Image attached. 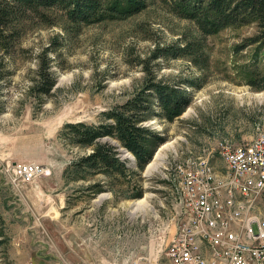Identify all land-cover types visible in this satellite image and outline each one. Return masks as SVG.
<instances>
[{"label": "rangeland", "instance_id": "374dc122", "mask_svg": "<svg viewBox=\"0 0 264 264\" xmlns=\"http://www.w3.org/2000/svg\"><path fill=\"white\" fill-rule=\"evenodd\" d=\"M143 1L132 15L90 24L72 23L57 7L8 4L0 24V264H167L180 213L178 167L214 149L210 162L222 175L218 143L264 132L257 21L202 34L173 0ZM41 73L54 81L47 92ZM151 83L181 88L189 104L167 120L146 95ZM137 96L152 108L138 113L137 125L161 139L146 142L143 167L108 136L100 141L115 146L126 168L81 165L92 149L73 145L65 123H107V111ZM29 162L44 173L22 180L17 166Z\"/></svg>", "mask_w": 264, "mask_h": 264}, {"label": "built area", "instance_id": "2783aa9c", "mask_svg": "<svg viewBox=\"0 0 264 264\" xmlns=\"http://www.w3.org/2000/svg\"><path fill=\"white\" fill-rule=\"evenodd\" d=\"M218 144L221 160H231L230 171L214 170V149L178 167L180 213L165 248L167 264H264V132L243 143ZM43 170L29 162L18 165L16 175L27 181Z\"/></svg>", "mask_w": 264, "mask_h": 264}, {"label": "trees", "instance_id": "16d2710c", "mask_svg": "<svg viewBox=\"0 0 264 264\" xmlns=\"http://www.w3.org/2000/svg\"><path fill=\"white\" fill-rule=\"evenodd\" d=\"M173 1L177 13L192 20L202 34H213L230 25L255 20L258 34L252 41L264 42V0ZM9 3L34 10L40 7H57L64 10L66 18L72 23L83 24L102 21L106 17L124 18L145 7L143 0H0V24L11 11ZM177 52L181 53V50ZM40 75L46 79L45 83L41 84L43 86L40 91L47 92L54 81L45 73ZM148 88L146 95L156 101L159 114L167 120L180 115L189 104L190 98L181 88L162 83L148 84ZM145 99L137 96L128 103L129 105L107 111L105 115L110 120L107 123L98 125L83 122L65 123V135L73 145L89 146L92 149L81 158V165L95 167L99 171L113 170L118 173L126 168L125 163L116 156L115 146L100 141L101 137L108 136L115 138L120 146L134 156L138 167H143L151 155L146 142L152 137L156 138L157 143L161 142V139L147 128L137 125L138 121L142 120L138 113L152 112L151 106L144 103Z\"/></svg>", "mask_w": 264, "mask_h": 264}, {"label": "bare ground", "instance_id": "6f19581e", "mask_svg": "<svg viewBox=\"0 0 264 264\" xmlns=\"http://www.w3.org/2000/svg\"><path fill=\"white\" fill-rule=\"evenodd\" d=\"M257 94V93H256ZM165 145H163L162 147H164ZM127 155H128V152H127ZM161 155V153H158L157 155H156V158H158L159 156ZM160 160V159H159ZM156 162V161H155ZM222 164H223V166L225 167V171H230V168H231V160L230 159H223L222 160ZM154 163V162H153ZM155 164H157V163H155ZM150 165V164H149ZM152 165V164H151ZM155 167V166H154ZM149 168H150V166H149ZM143 201H141V200H138V201H136L135 202V208H140L142 205H143ZM134 208V209H135Z\"/></svg>", "mask_w": 264, "mask_h": 264}]
</instances>
